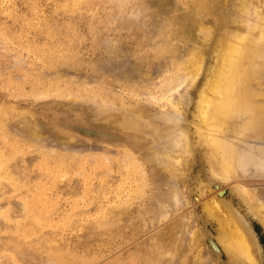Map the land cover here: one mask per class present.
<instances>
[{
  "label": "rangeland",
  "instance_id": "1",
  "mask_svg": "<svg viewBox=\"0 0 264 264\" xmlns=\"http://www.w3.org/2000/svg\"><path fill=\"white\" fill-rule=\"evenodd\" d=\"M207 1L0 0V264H236L228 209L264 264V40L220 132L231 175L197 107L264 0Z\"/></svg>",
  "mask_w": 264,
  "mask_h": 264
},
{
  "label": "bare ground",
  "instance_id": "2",
  "mask_svg": "<svg viewBox=\"0 0 264 264\" xmlns=\"http://www.w3.org/2000/svg\"><path fill=\"white\" fill-rule=\"evenodd\" d=\"M212 1H214V0H212ZM207 2H210V1L208 0ZM260 2H262V1H260ZM262 3H260V5ZM237 4H241V2L240 3L237 2ZM260 5H257V6H260ZM242 7H243V4H242ZM245 9H246V7H245ZM244 18H246V17H243V19ZM249 18L250 17H248L247 19H249ZM260 18L261 17H259V19ZM260 20H261L260 22H256V23L254 22V19H253L251 22H249V24H246L245 21H244V23H240L241 22L240 21L239 24H236L235 34L232 37H230L228 40H226V42H224L225 45L219 54V59H218L217 65H216V69H215V71H213L212 77L210 78L206 89L204 88L205 90L201 91L199 93L198 100H197L198 114H199L200 119H201L200 123L203 126L202 129L203 128L205 129V130L203 129L202 131H203V133L206 132L205 135L211 144L212 153L215 156L217 154H220L219 164H220L222 170L224 171V172H222L224 174L229 172V174L231 175V171L234 169L233 165H232V161H233L232 158L235 155L232 154V152L234 153L232 147L228 146V143L224 142L225 139L223 140L221 138L220 132H223V128L227 125V123L229 121V117L236 110L237 105L240 102V99H239L240 96H238L237 88H238L242 78H244V77L246 78L245 75H247V76L249 75V74H247L249 71L248 70L249 68H245V67L250 65L249 63H250L251 56L253 57V54L256 53L257 50H259V47L262 44L261 42L264 40V21H262V19H260ZM252 22H254V23H252ZM228 29H230V28H228ZM262 46H264V45H262ZM197 59H198V61H196ZM197 59H195V58L193 59V56H192V58L190 60L191 61L190 63H192V66L190 65V67L193 68V70L190 71V73H191L190 79L192 82L194 81V79L196 78V76L198 75V73L200 71V65L201 64L199 63L200 64L199 65L197 62L201 61V56H198ZM254 74H255V72H254ZM253 77H250V80L253 79ZM260 92L262 93V91H260ZM249 106H250L251 110H253V112L256 116H260V114H261V116L264 115L263 114L264 113V106H261L258 103L257 104L251 103ZM240 110H243V109L241 108ZM253 117H254V115H253ZM254 118H256V117H254ZM251 123H253V122H251ZM237 127H239V126H237ZM241 129H242V127H241ZM231 149H232V151H231ZM230 168H232V169H230ZM220 202H223V201L220 200ZM218 207H219L218 205L214 206V204L211 202V205L208 206V213L210 215H212L215 212H219ZM263 209H264V207H263ZM259 211H261V208ZM255 212H256V210H255ZM261 214H262V212L259 215L261 216ZM263 215H264V213H263ZM222 222L226 228H225V230L221 231V233L219 235V239L222 241V243H223L224 247L226 248V250L228 251V253H230L232 262L236 263V264H258L259 252H258L257 245L255 242V237H253L248 224L246 222H243L236 215V213L234 214V211L233 212L229 211V209H228V215L223 218Z\"/></svg>",
  "mask_w": 264,
  "mask_h": 264
}]
</instances>
